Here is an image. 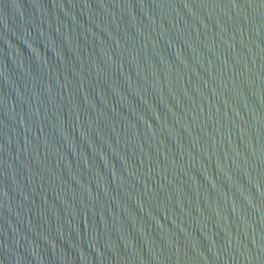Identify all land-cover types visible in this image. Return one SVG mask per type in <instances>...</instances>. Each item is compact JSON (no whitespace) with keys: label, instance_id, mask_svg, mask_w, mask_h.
I'll return each instance as SVG.
<instances>
[{"label":"water","instance_id":"95a60500","mask_svg":"<svg viewBox=\"0 0 264 264\" xmlns=\"http://www.w3.org/2000/svg\"><path fill=\"white\" fill-rule=\"evenodd\" d=\"M0 264H264V0H0Z\"/></svg>","mask_w":264,"mask_h":264}]
</instances>
